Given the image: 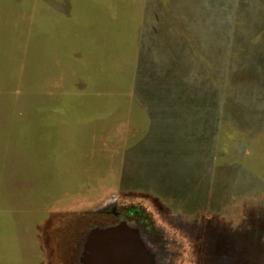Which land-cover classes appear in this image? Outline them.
<instances>
[{"label": "trees", "instance_id": "1", "mask_svg": "<svg viewBox=\"0 0 264 264\" xmlns=\"http://www.w3.org/2000/svg\"><path fill=\"white\" fill-rule=\"evenodd\" d=\"M107 1L71 0L67 14H49L48 27L52 26V29L47 34H42L40 29L24 34L18 20L23 13L19 1L0 0V53H11L7 60L0 54V69L3 65L6 68L0 75L11 79L16 84L14 89L18 88L10 104L11 110L6 113L10 119L3 130L0 129V148L10 146L13 149L17 158L16 176L37 181V187L29 192L32 197L43 194V155L50 171L61 172L62 179L73 184L81 169L90 163V151L98 146L100 135L112 118L118 121L129 116L134 122L131 131L146 128L151 135L146 141L155 145L159 142L158 132L166 129H178L190 140L191 136L199 137L202 127L208 126L203 124L207 123L206 114H215L220 127L212 129L209 126V129L217 131V138L222 140L217 152L223 161L230 150L228 140L234 139L232 132L239 129L254 131V126L249 123L250 111H241L234 102L241 92L235 77L246 68L252 75L254 70L249 60L239 61L236 57L253 51L239 44V41H247V32L252 34L250 29L245 30L247 27H254L252 35H258L254 39L258 44L264 41V0L262 3L259 0H235L228 8L231 15L224 25L230 46L221 88L210 76L208 59L200 53L204 47L202 39L190 35L193 31H211L207 17L204 25L203 19L192 16L191 8L181 4L177 9L176 0H152L151 5L148 1L140 21L127 13L126 26L133 27V31L141 29V32L127 37V41H133L128 48L129 43L120 44L119 38L123 36L119 27L123 23L120 20L122 3L130 0H113L118 12L114 18L105 9ZM153 5L158 9V18L152 22L149 6ZM128 12L133 13L134 8L129 7ZM208 13H212L210 7H207V16ZM191 17L195 19L194 25ZM176 19L180 23L177 24ZM242 27L243 34L240 33ZM26 40L37 51L23 53L19 50L18 43ZM120 49L128 53H120ZM260 66L263 68L258 71L261 76L258 79L264 80V63ZM43 75L59 78L60 89L48 92L43 86ZM207 83L209 85L204 86ZM261 85L264 99V82ZM4 115L1 112L0 119ZM241 115L248 117V121L239 122ZM1 134H5L4 139ZM135 135L128 138V157L146 142H135ZM198 141L199 138L195 147L199 145ZM148 149L149 146L147 153L154 151ZM4 151L0 152V166L9 162V148ZM249 157L246 162L238 164L244 174L250 175L252 183L248 184L263 190V163ZM140 161V170L149 171L147 155ZM6 172L11 171L6 169ZM3 179L0 199L6 194L3 186L7 179L5 176ZM17 234L18 225L12 218L0 219V264H39L41 253L36 243L32 242L33 252L26 258Z\"/></svg>", "mask_w": 264, "mask_h": 264}, {"label": "rangeland", "instance_id": "2", "mask_svg": "<svg viewBox=\"0 0 264 264\" xmlns=\"http://www.w3.org/2000/svg\"><path fill=\"white\" fill-rule=\"evenodd\" d=\"M18 1L23 7L18 20L24 34L34 33L39 29L42 34H47L52 29V26L48 27L49 14H67L69 4L71 5V0ZM148 1L151 5L152 0L123 1L120 12L123 23L119 27L121 36L124 37L119 38L122 46L129 43V48L133 41H127V37L141 32V29L135 28L133 31V27L129 29L126 26L127 13L140 21ZM213 1L216 2L176 0L175 6L178 9L183 4L182 7L191 8L192 16L203 19L204 25L207 17L211 31H193L190 35L202 39L204 47L200 53L208 59L210 76L221 88L228 66L230 46L224 23L227 19L229 21L231 11L228 8L234 5L235 0ZM107 2L105 9L114 18L118 15L116 3L113 0ZM129 7L134 8L133 13L128 12ZM149 7L153 22L158 18V9L155 5ZM207 7L212 12L208 16ZM194 17H191L192 24L195 22ZM179 21L176 19L177 24ZM247 29L253 34L254 27L250 26L245 30ZM252 34L247 32V41H239V44L248 46L253 51L249 50L251 53L248 51L236 58L239 61L249 60L255 74H250L248 68L239 71L235 83L241 92H238L234 102L241 111H250L249 123L254 126V131L248 130V133L239 129L232 132L234 139L228 140L230 150L225 162L219 159L220 153L217 152L222 140L217 138V131L209 129V126L212 129L220 127L221 123L215 119V114H206L207 123L203 124L208 126L205 129L202 127L200 134L198 133L200 141L197 147L194 145L197 142L196 136H191L190 140L189 136L178 129L159 131V142L153 145L150 140L146 141L151 136L146 128L131 131L130 127L134 122L129 116L125 115L118 121L108 117L112 120H109L104 133L100 135L98 146L91 149L90 163L81 169L73 184L64 181L61 172L50 171L43 155V194L39 197L29 195L30 190L37 187V181L16 176L17 158L12 153L13 149L10 146L0 148V152L9 148V162L6 166H0V185L4 182V176L7 179L3 186L6 194L0 199V219L12 218L15 225L17 223V238L26 258L33 252L32 242H35L41 253L39 264H82L78 253L83 235L93 225L106 223V219L100 214L111 204L124 203L146 206L155 213L160 224L177 232L179 239L185 244L182 264H264V183L261 181L263 190L259 186L248 184L252 183L250 175L244 174L240 168L242 166L238 164L240 161L246 162L250 155L252 160L263 163L264 172V99L260 90L264 80L258 79L261 77L258 71L263 68L260 64L264 63V41L258 44L254 40L258 35L254 37ZM18 49L23 53L37 51L30 46L29 40L18 43ZM123 52L120 49V53ZM129 52L133 53L132 49ZM0 54L3 56L1 58L5 57L7 60L11 53ZM3 67L1 66L0 72L6 71ZM1 75L0 90L3 93L0 92V113L5 115L0 119V129L3 130L10 119L6 113L11 110L10 104L14 101L18 88L14 89L16 84ZM205 76L207 79V75ZM43 86L48 88V92L58 91L61 87L60 79L43 75ZM244 119L248 121L245 115L238 117L239 122ZM166 124L164 122V126ZM135 133V142H146L135 150L136 154L128 157V138ZM1 137L4 139L5 134H1ZM148 146L149 149L157 148L147 153ZM145 155L150 162L147 164L149 171L140 170V158L143 160ZM251 164L255 168V162ZM6 169L11 172L5 173ZM222 194L229 198L225 199Z\"/></svg>", "mask_w": 264, "mask_h": 264}, {"label": "flooded vegetation", "instance_id": "3", "mask_svg": "<svg viewBox=\"0 0 264 264\" xmlns=\"http://www.w3.org/2000/svg\"><path fill=\"white\" fill-rule=\"evenodd\" d=\"M100 215L106 219V223L93 225L87 233L95 229L113 228L121 223L130 224L126 227V235L109 237L110 244L118 240L122 242L119 253L126 264H156L161 261L164 264H182L185 244L175 230L160 224L155 213L146 206L115 203ZM87 233L83 235L80 245Z\"/></svg>", "mask_w": 264, "mask_h": 264}, {"label": "water", "instance_id": "4", "mask_svg": "<svg viewBox=\"0 0 264 264\" xmlns=\"http://www.w3.org/2000/svg\"><path fill=\"white\" fill-rule=\"evenodd\" d=\"M129 223H121L118 226L107 229H95L86 234L80 252L82 264H126L120 255L122 242L109 243L110 236L122 237L126 235V227ZM98 237V240L96 239Z\"/></svg>", "mask_w": 264, "mask_h": 264}]
</instances>
